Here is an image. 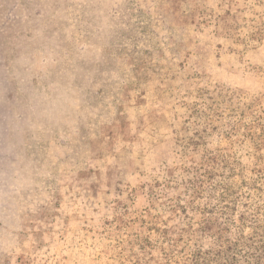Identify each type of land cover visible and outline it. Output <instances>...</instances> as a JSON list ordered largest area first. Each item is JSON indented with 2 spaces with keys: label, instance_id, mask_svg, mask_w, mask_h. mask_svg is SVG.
<instances>
[{
  "label": "rangeland",
  "instance_id": "1",
  "mask_svg": "<svg viewBox=\"0 0 264 264\" xmlns=\"http://www.w3.org/2000/svg\"><path fill=\"white\" fill-rule=\"evenodd\" d=\"M0 264H264V0H0Z\"/></svg>",
  "mask_w": 264,
  "mask_h": 264
}]
</instances>
